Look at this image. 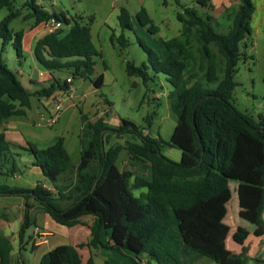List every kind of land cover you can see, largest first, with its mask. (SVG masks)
Returning <instances> with one entry per match:
<instances>
[{"label":"trees","instance_id":"trees-1","mask_svg":"<svg viewBox=\"0 0 264 264\" xmlns=\"http://www.w3.org/2000/svg\"><path fill=\"white\" fill-rule=\"evenodd\" d=\"M174 1L181 9L178 19L183 23V32L189 35L194 29L200 36L199 55L192 49L189 36L186 46L178 38L167 40L165 45L169 53L164 59L143 45L149 56V66L127 63L128 74L140 76L144 83L152 78L160 80L162 74L171 85L170 111L176 118L171 139L166 141L160 134L154 138L145 132L152 127L156 111L144 118L146 127H139L124 118L118 128L111 127L103 117L92 121L81 111L82 150L76 167L63 138H58L47 148L39 149L33 143L27 147L34 158L32 164L42 170L55 190L42 184L33 188L3 184L0 185V196L35 198L52 219L67 227L80 223L84 215H93L97 221L92 227L93 237L86 245L110 247L121 252L127 250L134 255L131 257L134 264H143L145 258L146 264H196L201 258L217 264H247L250 247L246 242L250 231L243 226L235 229L233 241L242 249L237 255L231 253L226 246L225 224L209 202L226 194L230 182L242 177L251 164V142L255 143L254 157L258 152L262 158L256 164L259 181L255 175L252 180L246 179L248 171L242 179L261 187L256 225L264 232V120L257 121L240 112L232 101L238 85L235 75L244 55L241 45L247 46L252 33L250 23L255 6L252 0H239L238 7L227 14L230 30L219 33L210 14L213 10L211 0ZM15 2L0 0V11L9 10V14L0 20V39L3 49L12 43L18 55L23 57L24 31L15 32L10 27L11 22L22 15L21 9L13 10ZM25 2L28 10L25 19H34L36 25H41L54 18L69 26L68 30L49 32L38 40L34 50L37 63L51 75L53 71L72 69L73 75L89 79L101 89L104 74L96 79L91 77L95 65L93 58L99 55L93 43L91 24L84 25L65 12L46 10L37 0ZM137 19L151 33L159 32L144 7ZM118 20L122 29H134L135 21L127 8H121ZM120 40L126 44L124 35ZM177 48H180L179 52ZM57 88L67 91L70 83L55 80L49 87L31 92L0 55V121L27 115L33 97H50ZM109 133L132 134L140 142L127 140L123 145L107 148ZM163 147L180 150V162L165 156ZM123 149L151 165L150 177H139L119 168L118 157ZM16 169V155L0 134V173L10 175ZM73 173L74 178L59 185L63 177ZM142 188L146 191L136 196L134 191ZM26 207L20 229L21 241L31 228L30 205L26 203ZM102 227L111 232L110 245L99 239ZM83 246H59L47 252L40 264H82L78 248ZM35 249L33 244L32 250ZM12 250L11 241L0 233V264H15ZM89 264H93L92 259Z\"/></svg>","mask_w":264,"mask_h":264},{"label":"rangeland","instance_id":"rangeland-1","mask_svg":"<svg viewBox=\"0 0 264 264\" xmlns=\"http://www.w3.org/2000/svg\"><path fill=\"white\" fill-rule=\"evenodd\" d=\"M13 10L21 9L22 15L11 22V29L15 32L22 30L25 31L29 25V21L34 19H25L26 7L25 0H15ZM45 6L49 9H55L58 13L62 10L68 13L69 16L75 17L82 24H91L93 43L95 44L99 55L94 57V69L91 77L98 78L100 74H104L106 83L99 89L97 94H89V99L86 101L84 107H80L82 111L93 121L99 117L107 120L109 125L113 128H118L122 124V119H129L139 127H146L144 118L159 110L158 101L155 100L154 91L157 85H163L167 89L172 90L171 85L166 81L164 75H159L160 80L150 79L144 83L140 76H131L127 72V63L131 62L136 66L146 64L149 66V56L144 50L143 45L155 50L158 55L164 59L169 51L165 45L167 40L178 38L182 45L188 44L189 36L191 39L192 49L199 55L201 49V39L198 33L192 29L189 32H183V23L179 21L178 14L180 8L174 0H43ZM127 8L135 21L133 30L122 29L118 20L121 8ZM145 8L153 22L159 27V32L156 34L151 33L148 27H143L137 19V15L142 8ZM9 14V10L4 8L0 11V20ZM28 17V16H27ZM93 20V23L91 21ZM215 29L219 33H227L230 30L231 22L225 18L215 23ZM37 26V25H36ZM35 26L28 31L34 30ZM66 30L69 26L65 27ZM251 35L247 41V46L243 43L242 52L243 56L238 64V72L235 75V80L238 85L236 86L232 101L235 107L242 113L254 117L257 121L264 120V39H260L257 35V23H250ZM124 35L126 44H122L120 37ZM24 38V37H23ZM23 43V42H22ZM186 46V45H185ZM178 52L180 48H177ZM26 49L22 53L25 55ZM0 55L5 61L6 65L12 70L21 81L24 87H31L32 84L23 79L28 80L31 77L33 80L41 78L40 71H47L42 66L31 64L24 57L18 55L17 50L12 43H9L5 49L2 47V40H0ZM188 68H190L191 61H187ZM149 73L152 75L151 69ZM55 80L63 83L67 77L74 78V93L73 98L75 101L81 99L89 90V86L94 88L89 79L73 75L72 69H64L61 71H53L52 74ZM23 77V78H22ZM72 86V87H73ZM49 97H38L32 99V107L27 110V117L30 121L29 124H16L25 127L27 137L35 140L39 148H47L54 144L56 140L49 141V134L61 137L67 136L74 143H78L77 148L70 147L71 155L75 163L80 159L79 138H75L74 134L80 128L81 110L77 106L64 107L60 119L54 124H51V114L54 103L49 100L50 106L45 104L46 99ZM40 100V101H39ZM99 106L97 110H88L91 105ZM166 108L170 111V100L166 103ZM168 104V105H167ZM39 110L43 113L39 114ZM165 110V109H164ZM83 112V113H84ZM96 112V113H94ZM171 117L160 119V136L169 141L173 134L176 118L170 111ZM26 121V122H28ZM172 123V124H171ZM34 132V133H33ZM147 134L148 130H145ZM37 133V134H36ZM50 134V135H51ZM105 133H103L104 135ZM114 133H109L108 137ZM36 135V136H35ZM154 138H158L159 134L152 130L150 134ZM48 136V137H46ZM68 139V140H69ZM69 140V141H70ZM125 137L119 139L124 143ZM255 143L251 142L252 164L246 179L249 180L252 175H255L258 180L260 174L256 164H259L261 159L257 152V157H254ZM162 153L175 162H180L181 151L176 148H162ZM124 169L128 166H124ZM236 181H233L232 188L222 197L209 202V206L213 208L220 219L225 224V229L229 233L228 246L229 250H233L238 244L233 241V233L236 225H241L251 231V237L248 244L253 249L259 244L262 230L256 225V207L261 197V188L254 184H246L241 187L235 188ZM30 230V229H29ZM264 243V242H263ZM26 258L31 264H38V260L42 255L40 251H32V246L28 244L27 251H24ZM40 255V256H39ZM44 256V255H43ZM42 256V257H43ZM39 257V258H37ZM40 259V262L42 260ZM209 261V264H217L216 262L204 258Z\"/></svg>","mask_w":264,"mask_h":264},{"label":"crops","instance_id":"crops-1","mask_svg":"<svg viewBox=\"0 0 264 264\" xmlns=\"http://www.w3.org/2000/svg\"><path fill=\"white\" fill-rule=\"evenodd\" d=\"M213 4V10L210 11V14L214 18L213 21L217 23L221 20V18H227V14L230 13L233 9H236L239 5V0H211ZM255 6V12L252 17V22L255 24L257 23V35L260 39H264V0H252ZM38 4L43 6L46 10L49 11H56L54 8L49 9L45 6V3L43 0H37ZM27 9V8H26ZM201 11L204 13L206 10L201 9ZM28 14V10H26ZM57 12V11H56ZM65 12V11H61ZM26 15V13H25ZM29 25L26 27V30L24 31V38H23V49H26V54H23L24 60H28L31 64H34L36 66H39L35 59L34 50L35 46L39 39L44 37L48 32L47 28L45 27V24L41 25H33L32 20L29 21ZM35 24V23H34ZM35 26L34 30L28 31L27 28H31ZM1 40V39H0ZM41 78L38 80H33L31 77H29L28 80L23 79L25 83L29 81L33 86L26 87L31 92H37L43 88L49 87L53 81H55V77H53L48 71H40ZM23 78V77H22ZM72 78V77H67ZM66 79V80H67ZM84 79V78H83ZM95 79V77H94ZM86 80V79H84ZM92 83V81H91ZM106 83V78L104 77V84ZM93 84V83H92ZM74 78L72 82L70 83L71 90L63 91L59 88H57L53 94L50 96H62L64 99V107L68 106H77L79 109L80 107H84L86 101L89 99V94H97L99 89L96 88L94 85V88L92 89L91 86H89V90L87 93H85L83 96H81V99L74 100L75 96L73 97L74 93H71L72 90L77 92V89H74ZM73 86V87H72ZM154 91V97L155 100L158 101L159 110H156V116L153 119L152 127L148 129V133L151 134L152 130H155L158 134H160V125L159 120L163 117L168 118L171 117L169 109L166 108V103L169 100V93L171 90L167 89L163 85H157ZM69 88V89H70ZM38 98V97H34ZM45 104L49 106L48 98H45ZM40 101V100H39ZM168 105V104H167ZM88 110H97L99 109V106L95 107V104L88 107ZM165 109V110H164ZM81 110V109H80ZM82 111V110H81ZM84 112V111H83ZM96 113V112H94ZM40 116L43 115V113L39 110ZM84 114H87L84 112ZM14 119H17L18 124L20 122H23L22 124L30 125V121L27 117L24 116H16L8 118L4 121H0V134L4 135L5 141L10 145V149L12 153H15L16 155V162H17V169L14 174H6L4 172L0 173V185L7 184L9 186H15V187H21V188H33L37 184H42L44 187L55 190V187L53 184L45 177L42 170L34 166L32 163L34 161L33 155L27 150L28 144L33 143L37 148L38 145L35 140H32L31 137H27V133H25L26 128L21 127L16 124V121ZM60 119V117H59ZM28 121V122H26ZM93 121V120H92ZM172 124V123H171ZM174 129L176 127V123H173ZM173 129V130H174ZM81 131H82V124L80 119V128L78 129V132L74 134L75 138H79V147H80V155H81ZM174 132V131H173ZM34 133V132H33ZM37 134V133H36ZM49 134V141H54L58 138L64 139V144L68 150V152L71 155L70 147L77 148L78 143L75 142L71 143V140L69 141L67 139V136L63 135L61 137ZM51 134V135H50ZM173 135V134H172ZM36 136V135H35ZM152 136V135H151ZM125 137L126 140H130L133 142H140V139L132 134H116L114 133L111 136V140L107 143L106 147H110L115 144H124L119 141V139ZM172 137V136H171ZM51 146V145H50ZM42 149V148H39ZM72 157V155H71ZM73 161V157H72ZM80 162V159H79ZM78 163H75L73 161V165L76 167ZM251 164H252V158H251ZM250 164V166H251ZM118 166L122 171H131L134 173V175L139 177L148 178L151 175V165L144 159L136 158L134 157L129 151L123 149L121 150L119 157H118ZM124 166H128V168L124 169ZM249 166V167H250ZM245 169V171L242 173V177H240L235 183V188H239L241 186L244 187L246 184H250V181L243 180V174H246V172H252L251 169ZM75 174H70L68 176H65L61 179L59 185H63L68 179L71 180L74 178ZM233 181L230 182V188H232ZM252 184V183H251ZM248 186V185H246ZM261 188V187H260ZM146 189H137L134 191V194L136 196H139L142 192H145ZM26 203L30 205L29 208V215L31 218V228L27 231L25 238L21 241L20 238V229L24 221V215L25 211L27 210ZM96 217L93 215H84L80 218V223L75 224L71 227H67L64 225H61L57 223L54 219L49 216L44 207L42 206L41 202L36 200L35 198H30L29 200L25 199L23 196H0V233L3 234L5 237H7L13 246L12 250V260L15 264H20L21 262H24L26 264H31V262L26 258L24 251H27V246L30 244L31 246L35 244L36 249L35 251H40V255H45L47 252L62 246V245H72L75 247H79L80 245H84L83 248H78L82 264H89L90 259L93 260V264H134L131 257H134L133 254H131L129 251H119L112 248H106V247H96V246H87L91 239H92V227L96 224ZM241 225H236V228ZM38 227L40 229V232L43 234V237L39 239L38 242L34 239V231ZM235 228V229H236ZM235 231V230H234ZM229 233L227 235L226 240V246L229 250L228 246V240H229ZM251 237V231L250 236ZM99 239L104 244H111V232L109 230H106L104 227L99 229ZM259 244L257 243V246L255 249L250 247L248 244L249 239L246 242V245L250 247L249 251V257L250 260L247 264H264V232L261 233ZM242 247L238 244L233 250H229L233 254H239L241 252ZM33 251V250H32ZM39 255V256H40ZM41 256V257H42ZM40 257V259H41ZM39 258V257H37ZM40 259L37 262L40 264ZM143 264L147 263L146 258L142 260ZM36 264V262L34 263ZM196 264H209V261H207L204 258L199 259Z\"/></svg>","mask_w":264,"mask_h":264},{"label":"built area","instance_id":"built-area-1","mask_svg":"<svg viewBox=\"0 0 264 264\" xmlns=\"http://www.w3.org/2000/svg\"><path fill=\"white\" fill-rule=\"evenodd\" d=\"M45 27L47 28L48 32H55L57 30L64 29L66 25L53 18L45 23ZM66 81L68 83H71L72 78H68ZM69 90H71V88ZM49 100H52L54 103V106L52 108L51 120H50L51 124H54L58 121L61 112L64 108V104H63L64 99L62 96H52L48 98V101ZM49 106H50V102H49ZM41 237H43V234L40 232V229L36 227L34 231L35 241L38 242Z\"/></svg>","mask_w":264,"mask_h":264},{"label":"water","instance_id":"water-1","mask_svg":"<svg viewBox=\"0 0 264 264\" xmlns=\"http://www.w3.org/2000/svg\"><path fill=\"white\" fill-rule=\"evenodd\" d=\"M103 134V133H102Z\"/></svg>","mask_w":264,"mask_h":264}]
</instances>
